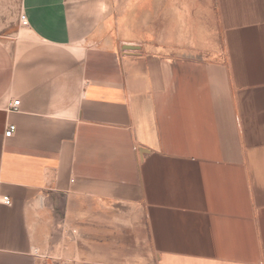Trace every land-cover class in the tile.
I'll use <instances>...</instances> for the list:
<instances>
[{"label": "crops", "instance_id": "1", "mask_svg": "<svg viewBox=\"0 0 264 264\" xmlns=\"http://www.w3.org/2000/svg\"><path fill=\"white\" fill-rule=\"evenodd\" d=\"M158 2L0 34V264H264V0Z\"/></svg>", "mask_w": 264, "mask_h": 264}, {"label": "rangeland", "instance_id": "2", "mask_svg": "<svg viewBox=\"0 0 264 264\" xmlns=\"http://www.w3.org/2000/svg\"><path fill=\"white\" fill-rule=\"evenodd\" d=\"M22 0H0V34L8 33L19 22ZM160 6V0H159ZM150 31L160 35V12L150 13Z\"/></svg>", "mask_w": 264, "mask_h": 264}, {"label": "built area", "instance_id": "3", "mask_svg": "<svg viewBox=\"0 0 264 264\" xmlns=\"http://www.w3.org/2000/svg\"><path fill=\"white\" fill-rule=\"evenodd\" d=\"M19 21H20V24L23 25V26H27L28 25V20L26 18V15H24L22 13H21V15L19 17ZM19 109H20V101L19 100L13 102L10 105V110L11 111L18 112ZM15 130H16V126L15 125L8 126L7 131L5 133V136L8 137V138L11 137L14 134ZM3 202L7 206H11L12 205V200L8 196H6V197L3 198Z\"/></svg>", "mask_w": 264, "mask_h": 264}, {"label": "water", "instance_id": "4", "mask_svg": "<svg viewBox=\"0 0 264 264\" xmlns=\"http://www.w3.org/2000/svg\"><path fill=\"white\" fill-rule=\"evenodd\" d=\"M123 50L135 51V50H138V47L130 45V44H127V45L124 46Z\"/></svg>", "mask_w": 264, "mask_h": 264}]
</instances>
